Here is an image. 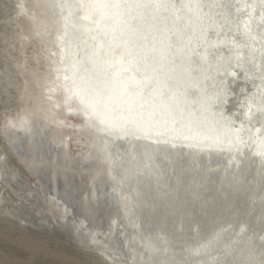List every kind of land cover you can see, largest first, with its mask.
<instances>
[{
  "label": "bare ground",
  "instance_id": "obj_1",
  "mask_svg": "<svg viewBox=\"0 0 264 264\" xmlns=\"http://www.w3.org/2000/svg\"><path fill=\"white\" fill-rule=\"evenodd\" d=\"M51 1L36 31L53 28L65 65L3 127L39 180L29 199L61 206L70 232L122 238L119 264H264V0ZM56 89L89 107L58 122L83 153L40 114Z\"/></svg>",
  "mask_w": 264,
  "mask_h": 264
},
{
  "label": "rangeland",
  "instance_id": "obj_2",
  "mask_svg": "<svg viewBox=\"0 0 264 264\" xmlns=\"http://www.w3.org/2000/svg\"><path fill=\"white\" fill-rule=\"evenodd\" d=\"M55 3L51 0H0V162L1 165L5 163L0 170V190L6 192V201L0 203V264H119L112 254L122 251L118 249L122 238L112 249L105 242L90 237V232H70L67 230L69 218L64 216L61 206L55 202L47 205L40 198L29 199L28 190L36 189L39 180L19 159L3 132L4 126L12 130L21 125L23 112L32 104L28 97L38 94L37 85L43 80V73L49 75L54 68L60 71L65 65L67 52L64 54L63 47L56 43L57 34L54 35L53 28H43V33L40 28L36 31L41 21L38 18L46 14L44 7H52L56 12L58 5ZM50 21L53 22L52 18ZM45 38V41L40 40ZM60 54L65 55L63 60ZM55 93L58 100L54 106L41 109L40 114L50 121L47 129L69 134L71 153H83L87 149L85 144L89 145L85 136L58 125L67 119L63 118L66 110L78 108L79 100L74 92L68 94L56 89ZM79 104L82 105L80 101ZM67 117L69 125L71 122L78 126L81 122L71 112ZM14 120L16 123L12 124ZM12 167L26 175L32 185L18 187L7 183L5 175ZM239 179L247 180L246 183L250 180L245 176ZM58 215L64 216L63 222H56ZM80 218L83 217L80 215ZM79 222L83 223L81 219ZM102 235L99 234V239ZM113 237L115 242L114 234ZM134 258L132 264H141L137 256Z\"/></svg>",
  "mask_w": 264,
  "mask_h": 264
},
{
  "label": "water",
  "instance_id": "obj_3",
  "mask_svg": "<svg viewBox=\"0 0 264 264\" xmlns=\"http://www.w3.org/2000/svg\"><path fill=\"white\" fill-rule=\"evenodd\" d=\"M160 57V56H159ZM162 57V56H161Z\"/></svg>",
  "mask_w": 264,
  "mask_h": 264
}]
</instances>
